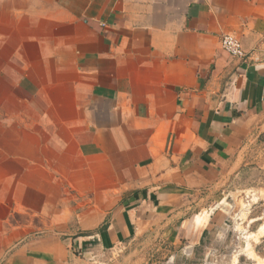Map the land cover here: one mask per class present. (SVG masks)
Returning a JSON list of instances; mask_svg holds the SVG:
<instances>
[{
  "label": "crops",
  "instance_id": "obj_1",
  "mask_svg": "<svg viewBox=\"0 0 264 264\" xmlns=\"http://www.w3.org/2000/svg\"><path fill=\"white\" fill-rule=\"evenodd\" d=\"M255 164L264 0H0V264H205Z\"/></svg>",
  "mask_w": 264,
  "mask_h": 264
},
{
  "label": "rangeland",
  "instance_id": "obj_2",
  "mask_svg": "<svg viewBox=\"0 0 264 264\" xmlns=\"http://www.w3.org/2000/svg\"><path fill=\"white\" fill-rule=\"evenodd\" d=\"M240 175L228 178L224 187H214L208 194V202L212 213L224 218L225 225L218 239L208 241L210 247L209 257L205 264H253L243 254L246 240L252 241L254 253L264 260V164L249 165ZM205 208V209H206ZM202 211L196 208L195 213ZM204 213L206 210H203ZM235 234V237H233ZM259 237V238H258ZM258 239V240H257ZM149 243V242H148ZM150 244V243H149ZM214 245V246H213ZM131 248L113 249L94 258L92 255H83V264H93L98 259H104L108 264L121 262L131 254ZM159 253L158 261H164Z\"/></svg>",
  "mask_w": 264,
  "mask_h": 264
},
{
  "label": "built area",
  "instance_id": "obj_3",
  "mask_svg": "<svg viewBox=\"0 0 264 264\" xmlns=\"http://www.w3.org/2000/svg\"><path fill=\"white\" fill-rule=\"evenodd\" d=\"M222 49L231 57L236 59L246 58V53L242 47L241 41L233 35H223L220 38ZM72 254L82 259L85 255L83 249L72 247Z\"/></svg>",
  "mask_w": 264,
  "mask_h": 264
},
{
  "label": "bare ground",
  "instance_id": "obj_4",
  "mask_svg": "<svg viewBox=\"0 0 264 264\" xmlns=\"http://www.w3.org/2000/svg\"><path fill=\"white\" fill-rule=\"evenodd\" d=\"M243 255L246 256L247 258L253 260L254 261L253 264H264V260L258 258L256 256V254L254 253L252 241L246 240V248H245V252ZM237 261H238V258L236 257L235 262L233 261V264L236 263Z\"/></svg>",
  "mask_w": 264,
  "mask_h": 264
}]
</instances>
